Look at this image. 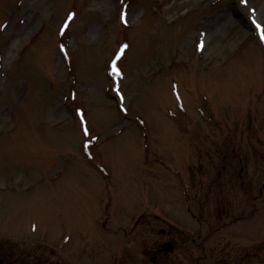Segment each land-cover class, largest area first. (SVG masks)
<instances>
[{
    "label": "rangeland",
    "instance_id": "374dc122",
    "mask_svg": "<svg viewBox=\"0 0 264 264\" xmlns=\"http://www.w3.org/2000/svg\"><path fill=\"white\" fill-rule=\"evenodd\" d=\"M257 23L264 0H0L3 233L78 222L122 264L126 215L152 205L264 247Z\"/></svg>",
    "mask_w": 264,
    "mask_h": 264
},
{
    "label": "flooded vegetation",
    "instance_id": "af4514ba",
    "mask_svg": "<svg viewBox=\"0 0 264 264\" xmlns=\"http://www.w3.org/2000/svg\"><path fill=\"white\" fill-rule=\"evenodd\" d=\"M238 221L239 215H233L226 222ZM195 222L197 229L195 224L185 228L155 214H138L124 232L122 264H264V247H239V233L225 231L228 224H222L220 215ZM15 234L6 236L0 228V264H98L95 239L90 237V253L83 255L88 247L79 224H64L57 236L52 233L46 239Z\"/></svg>",
    "mask_w": 264,
    "mask_h": 264
},
{
    "label": "snow or ice",
    "instance_id": "6c2138e0",
    "mask_svg": "<svg viewBox=\"0 0 264 264\" xmlns=\"http://www.w3.org/2000/svg\"><path fill=\"white\" fill-rule=\"evenodd\" d=\"M245 2H246V0H245ZM257 27L260 28L262 35H264V25L257 23ZM125 47H127V45H125ZM122 54L123 53L121 51V55ZM117 59H119V57H117ZM114 67H115V64H114ZM115 72H116V74H121L118 67L115 68ZM117 91H119V86H117ZM85 131L87 132V128H85Z\"/></svg>",
    "mask_w": 264,
    "mask_h": 264
}]
</instances>
